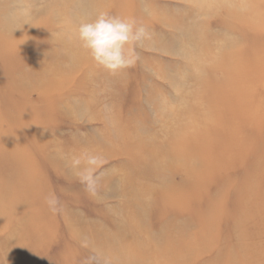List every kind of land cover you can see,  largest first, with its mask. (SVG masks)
<instances>
[{
    "label": "rangeland",
    "instance_id": "1",
    "mask_svg": "<svg viewBox=\"0 0 264 264\" xmlns=\"http://www.w3.org/2000/svg\"><path fill=\"white\" fill-rule=\"evenodd\" d=\"M0 264H264V0H0Z\"/></svg>",
    "mask_w": 264,
    "mask_h": 264
},
{
    "label": "clouds",
    "instance_id": "2",
    "mask_svg": "<svg viewBox=\"0 0 264 264\" xmlns=\"http://www.w3.org/2000/svg\"><path fill=\"white\" fill-rule=\"evenodd\" d=\"M143 34L144 29L137 28L133 20L101 12L93 21L81 22L78 25L75 39L98 66L115 73L135 63L137 57L127 46L141 40ZM103 162V158L99 156L87 157L88 167L82 179L89 191H94L98 179L94 172ZM80 163L79 159L74 161L75 165ZM48 203L51 210L55 211V198H49Z\"/></svg>",
    "mask_w": 264,
    "mask_h": 264
}]
</instances>
